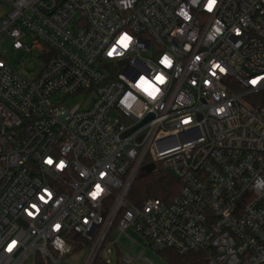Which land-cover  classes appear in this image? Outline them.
<instances>
[{"label":"built area","instance_id":"obj_1","mask_svg":"<svg viewBox=\"0 0 264 264\" xmlns=\"http://www.w3.org/2000/svg\"><path fill=\"white\" fill-rule=\"evenodd\" d=\"M5 1L1 30L45 65L28 78L0 56V264H62L72 233L84 264L111 263L114 227L144 249L264 264V0ZM150 163L182 187L137 207Z\"/></svg>","mask_w":264,"mask_h":264},{"label":"rangeland","instance_id":"obj_2","mask_svg":"<svg viewBox=\"0 0 264 264\" xmlns=\"http://www.w3.org/2000/svg\"><path fill=\"white\" fill-rule=\"evenodd\" d=\"M2 1L5 0H0V2ZM5 2L9 5L8 10H10V3L8 1ZM0 56L4 57L14 70L28 78L37 76L45 65V59L42 57L40 50L34 49L32 51H27L24 49H15L12 38L6 32L1 30V24ZM82 100L83 98L81 96H77L70 101L69 105L72 106ZM156 165L163 168L161 163H157ZM141 170L142 168L140 171ZM117 238L118 243L111 245L112 252L110 254V264L116 262L118 251L121 253V262L123 264L125 263L123 262L122 257L125 253H128L134 258L132 264H169L160 251H155L149 246L144 249V244L148 242L134 229L131 228L127 233L121 234L120 230L114 227L111 239L116 240ZM88 253V248L72 252L62 259V264H84Z\"/></svg>","mask_w":264,"mask_h":264},{"label":"trees","instance_id":"obj_3","mask_svg":"<svg viewBox=\"0 0 264 264\" xmlns=\"http://www.w3.org/2000/svg\"><path fill=\"white\" fill-rule=\"evenodd\" d=\"M257 102H264V97ZM181 187L182 183L174 173L156 165L155 170L151 172L143 169L139 172L127 196V201L137 207L142 206L145 200L149 198H160L165 201H170L178 194ZM114 225H116V220ZM71 236L74 240L81 241L80 244L75 246V250L81 247L85 248L90 243L89 240L78 234L72 233ZM160 252L164 255L169 264H209L208 258L203 251L181 254L173 248H168ZM93 264L110 263H107L100 255H97ZM114 264H123L121 262L120 251H118L117 259Z\"/></svg>","mask_w":264,"mask_h":264},{"label":"snow or ice","instance_id":"obj_4","mask_svg":"<svg viewBox=\"0 0 264 264\" xmlns=\"http://www.w3.org/2000/svg\"><path fill=\"white\" fill-rule=\"evenodd\" d=\"M130 41H131V37H129V36H127V35L125 34V35H123V36L120 38V40L118 41V44H119L121 47H123V48L126 49V48L129 46ZM115 51H116V49L114 48L112 51H110L109 55H112ZM162 63H165V64L167 65V64H170L171 61L168 60L167 57H165L164 60L162 61ZM215 67H216V68H219L221 72L224 71L223 68H220V65H215ZM157 80H158L160 83H163V82H164V78H163L162 76H158V77H157ZM251 83H252L253 85H255V84L257 83V81H256V80H252ZM155 91H158V89H157V90H154L152 93H150V95H154V94H155ZM46 163H48V164H52L53 161H52L51 159H48V160L46 161ZM57 167H59V168H63V167H64L63 162H60V164H58ZM96 187H97V189H100V191H103V189L101 188V186H100L99 184H98ZM96 198H97V197H96L95 195H93V199H96ZM41 199H43V197H41ZM34 207H35V206H34ZM29 215H31V213H29ZM57 227H59V226H57Z\"/></svg>","mask_w":264,"mask_h":264},{"label":"clouds","instance_id":"obj_5","mask_svg":"<svg viewBox=\"0 0 264 264\" xmlns=\"http://www.w3.org/2000/svg\"><path fill=\"white\" fill-rule=\"evenodd\" d=\"M193 2L195 3V0H193ZM215 2H216V0H208V4H207L206 8H207V10H208L209 12L212 11ZM180 14H181L182 16H184L185 19H188V18H189V17H188V14H187L186 12H183V11H182ZM109 53H110V52H109ZM109 53H108V55H109ZM258 187H264V184H259V183H258ZM101 193H102V191H100V189H97V187H96L95 190H94L90 195H91L92 198H93V195H95L96 197H99V196L101 195ZM57 226H59V227H57ZM55 228L58 230V229L60 228V225L57 224V225L55 226ZM16 244H17V242H16L15 240H13V241H12L11 243H9V245L7 246L6 251H7V252H11V251L16 247Z\"/></svg>","mask_w":264,"mask_h":264},{"label":"crops","instance_id":"obj_6","mask_svg":"<svg viewBox=\"0 0 264 264\" xmlns=\"http://www.w3.org/2000/svg\"><path fill=\"white\" fill-rule=\"evenodd\" d=\"M8 8L9 5L7 4V2H0V18L3 17L9 11Z\"/></svg>","mask_w":264,"mask_h":264},{"label":"water","instance_id":"obj_7","mask_svg":"<svg viewBox=\"0 0 264 264\" xmlns=\"http://www.w3.org/2000/svg\"><path fill=\"white\" fill-rule=\"evenodd\" d=\"M155 168H156V165L154 163H150V164L144 165L142 167L143 170H146L148 172L155 170ZM31 260H32V257L29 258V261H31Z\"/></svg>","mask_w":264,"mask_h":264}]
</instances>
